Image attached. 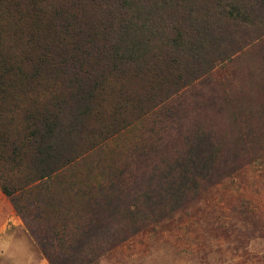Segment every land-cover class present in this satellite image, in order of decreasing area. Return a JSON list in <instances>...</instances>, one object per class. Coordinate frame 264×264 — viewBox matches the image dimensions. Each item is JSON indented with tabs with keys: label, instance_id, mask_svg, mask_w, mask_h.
<instances>
[{
	"label": "rangeland",
	"instance_id": "rangeland-1",
	"mask_svg": "<svg viewBox=\"0 0 264 264\" xmlns=\"http://www.w3.org/2000/svg\"><path fill=\"white\" fill-rule=\"evenodd\" d=\"M231 1H86L93 6L79 12L88 17L92 30L99 28L100 41L107 35L106 28H114L123 19L131 24L135 42L146 40L149 47L167 50V40L177 34L162 27L184 16L186 24L198 28L201 35L206 33L208 43L213 36L224 42L202 51L200 73L209 66L213 69L196 80L193 78L199 71L193 70L191 51L171 54L170 65L160 68L166 91L154 81L153 66H145L147 57L139 69L133 63H99L95 70L103 86L85 85L80 90H85L84 96L91 95L85 101H73L68 86L76 89L74 81L80 79L76 71L88 72L93 66H81L72 53L70 45L76 39L66 32L71 30V11L75 9L69 0H0V23L6 24L3 31L0 29V39L14 37L18 51L33 40L35 56L47 47L71 50V57H67L75 66L68 68L61 57V65L50 64L45 76H40V85L28 84L27 96L18 89L16 108L3 107L7 119L19 128L25 108L36 101L32 97L39 96L37 102L42 104L62 105L64 148H75L83 158L55 180L61 198L79 196L71 192L86 181L83 176L90 165L98 167L95 178L110 169L119 175L124 171L123 181H128L124 185L130 187L147 156L163 153L173 161L175 156H186L191 148L187 141L194 133L200 136L201 128L205 138L211 132L214 144L220 143L227 152L219 159L225 163H221L218 175L201 180L198 192L183 196L187 202L158 211L167 216L127 237L92 264H264V13L247 37L234 34L229 38L233 29L216 13L217 5ZM234 2L242 5L239 0ZM243 3L247 7L254 4L250 0ZM214 17L220 21L213 23ZM82 22L86 21L77 24ZM233 41L238 43L233 45ZM168 109L173 113L170 118L166 116ZM160 119L150 130V124ZM202 146L200 150L205 149ZM0 169L16 183L28 171L26 163L18 169L13 163L0 162ZM0 264H49L1 189Z\"/></svg>",
	"mask_w": 264,
	"mask_h": 264
},
{
	"label": "trees",
	"instance_id": "trees-1",
	"mask_svg": "<svg viewBox=\"0 0 264 264\" xmlns=\"http://www.w3.org/2000/svg\"><path fill=\"white\" fill-rule=\"evenodd\" d=\"M86 1L88 0H69L72 10H75L71 11V30L66 33L76 39L70 46L71 49L74 48L72 53L77 55V61L79 59L81 66H93V70L76 71L80 77L74 81L76 89L73 90L71 84L68 86L71 100L85 101L91 95L87 93L84 96L85 90H80L84 89L85 85L86 88L103 86L95 68L99 67V63L103 65L108 61L112 64L133 63L137 66L136 69H139V64L144 61L143 57H147L145 66H153V79L164 91L167 88L163 87L164 75L160 68L172 61L171 54L176 55L186 49L191 51L196 68L193 70L199 71L193 80L207 75L213 69V66H209L200 73L204 55L202 51L206 46L211 47L214 44H219L216 46L219 47L224 41L213 36L208 43L206 33L201 35L197 31L198 28L186 24L184 16L177 18L172 25H163V30L166 27L177 34L167 40V50L157 46L149 47L146 40L135 42L129 29L131 24L123 19L114 28H106L107 35H102L100 41L97 37L99 28L92 30L88 17L85 18L79 12L85 6H93L85 4ZM234 1L225 2L222 6L216 4V16L233 29L229 38L233 39L234 34H242L244 38L253 30L254 22L263 18L264 1L250 0L254 3L250 7L243 3L244 0H239L242 5ZM60 17L55 15L56 19ZM214 18L213 23L220 21ZM81 20L86 22L77 24ZM207 22L208 20L203 23ZM73 23L77 25L74 26ZM5 28L6 24L0 23V29L3 31ZM75 29L81 31L75 32ZM3 39L5 40L0 39V162L13 163L18 169L22 163H26L28 171L16 183L12 178L8 180L0 169V189L9 198L15 212L23 220L49 264L94 263L104 252L127 237L167 216L164 213L158 214V211L163 209L166 212L167 207L187 202L183 199L184 195L198 192L201 180L215 177L220 172L221 163L224 164L225 161L220 162L219 159L225 157L227 152L216 139L219 145L214 144V135L211 132L207 133L205 138L202 135L204 129L201 128L198 129L202 133L200 136L194 133L190 140L187 139L191 148L186 152V156H175L174 161L172 157L169 160L163 153L147 156L143 161L144 166L138 170L139 174L133 177L134 180L131 179L130 187L124 185V182H128L123 181L124 171L119 175L116 170L110 169L111 171L106 173L102 172L101 178H95L94 173L98 172V167L90 165L85 169L83 176L86 181L81 182L83 185L74 186V191L71 192L72 195L79 196L73 199L61 198L60 188L55 187V180L70 171L74 162L83 158V155H77L78 150L75 148H64L63 135L66 128L63 126L62 105L47 100L42 101H47L46 104H42L37 102L39 96L32 97L36 101H32L33 103L25 108L19 128L13 125L11 119H7L3 107L8 105L10 108H16L18 89L24 90L21 94L27 96L30 93L26 89L28 84H39L40 76H45L43 73H47L50 64L61 65V57L64 63L68 64V68L75 66L69 64L71 50L65 51V47L60 46L47 47L43 53L35 56L33 40L25 50L18 51L19 44L14 37ZM237 43L238 41H233V45ZM167 112L169 115L166 116L170 118L173 113L169 109ZM160 121L161 119L151 123L150 130ZM74 127L70 133L75 130ZM78 132L79 130L75 131V134ZM203 144L205 149L200 150ZM97 179L100 181L96 182Z\"/></svg>",
	"mask_w": 264,
	"mask_h": 264
}]
</instances>
